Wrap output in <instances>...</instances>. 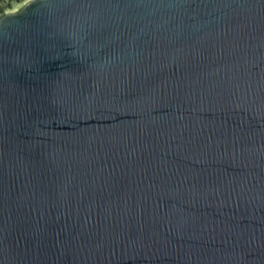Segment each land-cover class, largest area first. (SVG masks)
Here are the masks:
<instances>
[{"label":"water","instance_id":"95a60500","mask_svg":"<svg viewBox=\"0 0 264 264\" xmlns=\"http://www.w3.org/2000/svg\"><path fill=\"white\" fill-rule=\"evenodd\" d=\"M0 264H264V0H0Z\"/></svg>","mask_w":264,"mask_h":264},{"label":"snow or ice","instance_id":"6c2138e0","mask_svg":"<svg viewBox=\"0 0 264 264\" xmlns=\"http://www.w3.org/2000/svg\"><path fill=\"white\" fill-rule=\"evenodd\" d=\"M25 3H27V0H25ZM13 11H16V9H13Z\"/></svg>","mask_w":264,"mask_h":264}]
</instances>
